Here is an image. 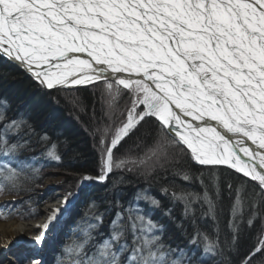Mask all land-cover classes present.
Listing matches in <instances>:
<instances>
[{"label": "snow or ice", "instance_id": "snow-or-ice-1", "mask_svg": "<svg viewBox=\"0 0 264 264\" xmlns=\"http://www.w3.org/2000/svg\"><path fill=\"white\" fill-rule=\"evenodd\" d=\"M71 52H84L91 61L74 59L68 55ZM0 58L15 63L47 90L93 81L103 84L109 97L106 114L112 123L97 129L102 154L97 180L104 181L114 168L128 165L142 168L141 175L147 178L183 156L185 164L195 162L201 168L229 165L258 181L252 194L264 197V151H260L264 149V0H0ZM77 68L88 71L69 79ZM109 70L127 75L112 76ZM123 96L127 97L124 107H114ZM183 117L202 123L192 125ZM209 119L218 121L224 131L210 125ZM150 121L159 132H163L161 125H167L172 144L178 148L181 143L187 145L191 156L183 148L170 154L157 142L142 157L117 159L114 150ZM173 125L179 140L172 136ZM21 126V120H7L0 111V152L4 157L24 147L8 137ZM209 135L222 147L219 154L197 148ZM247 141L256 147L250 148ZM48 156L61 159L53 150ZM22 172V166L0 162V192L7 188L18 194ZM174 175L190 181L191 167L175 169ZM91 179L83 176V181ZM172 187L173 200L183 204L184 219L190 213L194 217L196 203L202 215L214 219L225 210L207 185L202 193L182 187L177 193L179 186L174 183ZM228 188L231 201V183ZM162 190L168 194V186ZM216 191L218 197V185ZM244 191L241 185L231 203L232 248L239 241L237 217ZM72 196L71 192L65 196L62 208L54 210L49 222L63 213ZM141 198L153 206L159 204L147 192H137L126 206L117 199L108 236L86 251L93 240L91 229L97 228V224H89L81 242L66 246L64 255H70L73 264H207L223 254L206 233L201 246L199 229L189 238L192 247L165 244L161 235L164 226H158L140 207ZM15 208V202L0 205L8 215ZM95 219L102 222L103 215ZM179 227H184L183 220ZM45 235L40 231L32 239L42 244ZM240 264H264V239L245 252Z\"/></svg>", "mask_w": 264, "mask_h": 264}, {"label": "rangeland", "instance_id": "rangeland-1", "mask_svg": "<svg viewBox=\"0 0 264 264\" xmlns=\"http://www.w3.org/2000/svg\"><path fill=\"white\" fill-rule=\"evenodd\" d=\"M80 54L84 55L85 53L83 52ZM68 55L73 57L74 59H77V57L82 58L76 54L73 55V53H70ZM75 56L77 57L75 58ZM5 62H9V61H7V59L0 58V81H4L3 84L0 83V111L5 112L7 120H11L13 117H15L17 120L22 121V125L25 124L23 122L30 123L27 120L28 118L31 119L33 124L37 123V126L39 127L38 129L34 131V133H32V138L33 137L37 138V136L39 137V135L41 134L40 136H42L45 139L44 136L48 135L49 132H51L50 129H52V126L62 127L64 130L65 129L67 130V128L69 127L71 131H76L77 135L79 136L80 135L79 133L80 132L82 133L85 130L84 128L85 124L84 123L82 124L80 120H78L77 117L75 116V113H77L79 109L76 107H78L79 105L75 103V101L73 102V99H74L73 97L75 94L77 95V91L80 88H86V87L97 88L98 89L97 92L100 93L98 95V100L101 106L103 107V112L100 114L99 113L93 114L96 122L92 123L93 126L85 125L89 133L84 136H86L87 140H90L91 143L89 144V146L91 148L92 147L94 148L92 149L95 154V158L102 159V154L100 150L101 149V145H100L101 136H100V133L97 132V129H103L106 125H109L112 123V121L109 119L108 115L106 114L107 109H108L107 100L109 99V97L107 96V93L105 92L103 88V84L100 81H93V82H89L88 84L82 83L79 85H69L67 88H63L60 90H47L46 88H43L38 83H36L32 79V77L28 73L23 71L20 67H16L13 64V62H10V63L11 65L15 66L17 70L15 72L14 70H8L5 67L6 66ZM8 71H10L12 75V76L8 75L9 76L8 78L12 77L10 81H8L7 76L3 75L5 73L8 74ZM86 71L87 69L85 70L83 68H77L75 71V74L81 75L82 72H86ZM25 82L27 86L23 87ZM117 88L122 90V92L127 91L126 89H123L122 85H117ZM69 89H72V90L70 91ZM17 91L19 92L16 93ZM40 92L42 94H39ZM36 100L39 101V103L41 102L40 105L39 103L36 102ZM125 100H127L126 96H123L122 98L118 97L117 103L116 105H114V107H118L119 109H122L124 107ZM49 101L52 102L53 105H55L56 109L46 108L47 106L50 107ZM40 106H43V107L40 109ZM118 113L119 111L117 110L116 115ZM57 114H60L61 116ZM31 115H34V117ZM63 115H66L67 118L63 117ZM57 117H60L61 120L60 122L55 123V121L57 120ZM68 118H71L74 122L71 119L68 120ZM152 119L155 121L154 117ZM183 119L186 120V118L184 117ZM73 127L76 129H79L80 131L76 129H72ZM161 127L163 128V132L157 131L155 134H153L148 144L146 143L147 145L143 146L139 150L138 155L137 154L132 155V151H131L130 156L133 158L142 157L150 148L154 147L157 144V142H160L161 144L164 145V147L168 148L170 154H171L170 151H173V152L176 151L175 153H179L180 148H183L185 151L189 153V157H190L191 149H188L187 145H184L182 143L180 145V148L173 145L172 137L167 135L168 128L165 125H161ZM22 129L24 128H19L18 130H22ZM16 131L17 130L14 129L12 132H9L8 137H10L16 143L21 142L24 145V147L21 148L19 151L13 153L9 157H4L3 153L0 152V162L7 161L14 166H22L23 169L25 170L32 169V172L34 176L36 177V180L39 181L40 183L38 186H36L32 194H30L31 196H27L23 194L24 188H19L18 194L15 191L11 193L8 192L9 190L7 188H5L4 191L0 192V205L5 204V202H15L16 203L15 211L12 212L11 215L7 214L8 210L6 209L0 210V222L7 223L9 221L15 220L19 224L28 223L34 226L30 230L26 231L25 234L17 233L16 239L8 238V240L5 241L0 251V264H7L6 260H9V259H12L14 261L15 260L14 257H16L17 259V257L20 254L22 256H20V260L17 259L18 264H26V263L27 264L28 263L45 264L43 261L41 262V259H39V256L37 255L29 256L26 253L28 249H30V247L33 249L41 250L44 246H46V244L47 246L45 247V249H48V250H45V253H47L48 255V259H47L48 264H73L72 259L63 260L61 256L63 249L66 248V247L64 248V245L70 246L68 245L69 240H72L70 241V243L72 244L74 241L79 242L78 239L81 241L82 240L81 237L76 238L78 235L76 234L72 235L74 233V229L81 223L80 218L85 219L87 216H88L87 218H89V217H93L94 214H96L95 209L93 210L90 209L88 212H86V216L83 215L85 211L84 210L85 205L87 204V201L83 202V196L90 197L89 200H91L92 198H95L94 195L96 193V189H94V187L98 186L101 183H104L109 177V174H106V180L104 181H100L96 179V177L101 175V159L100 161L95 159L98 165V169L95 172L75 173L70 170H67L63 166V164H61L60 162L55 161L53 159L47 160L43 158L42 153L37 152L38 151L37 148L41 149L42 147H44L47 150V151L45 150V152L48 153V151L50 150L49 149L50 146L49 147L45 145L38 146L37 142L33 144L32 143L28 144L29 143L28 141H25L22 139L23 136L21 134L20 135L18 134V136L16 135ZM55 136H56V133L54 132L52 137H55ZM82 136H83V133H82ZM172 136L175 137L176 140H179V136H177L175 132H173ZM211 141H212L211 136H208L201 145L200 144L197 145V148L205 149L204 153H211L215 151L212 148ZM45 143H52V142H45ZM122 156H128V155L122 154L121 156H117V159H120ZM193 164L200 169V172H205L207 175L211 174L210 181L213 183L215 187L218 185L220 196L222 194V196L225 195L227 198H229L228 185L230 183L232 185V200L230 201V203L226 205V207L224 206L225 210L223 214H221L224 218H226L225 221L222 222V219H221L220 222L213 224V227H212L213 232H210V233L208 232L209 237L212 236L213 234L218 239V241L214 240V237L212 236L213 241H215L219 245V248H222V244H223L222 241L226 240L225 239L226 236L223 235L226 233L225 230L220 229L221 224L224 227L228 228V232H229L228 236L230 237L231 235V232L229 231L230 229L229 223L230 221L233 220V217L231 214V203H234L235 196L237 194L236 190L240 188L241 185H244L245 191L241 194L242 195V206H241V212L239 213L237 217L238 228H240L241 230L242 227H245L249 221H251V223H257L258 225H260V230H261L259 240L264 239V207L262 205L263 199H261L262 197L253 196L252 194L253 185L258 184V181H252L250 177H244L242 173L235 172V170L230 168L229 165L227 164L210 165V166H204L203 168H201V166L196 164L195 162H193ZM128 166L129 167L131 166L133 173L135 171V175L137 176L141 175V170H139L140 167L133 166V165H128ZM137 169L139 171H136ZM25 170L23 171L25 172ZM118 170H121V169H118ZM128 171H131V170H128ZM223 171L232 176L236 175L237 177L236 180L233 181L231 180L232 179L231 177L223 176V173H224ZM86 174L89 175L90 177H93V179L89 181H83V176ZM199 175L198 176L196 175V178L199 177ZM76 177L77 178L79 177L80 180L77 183L76 185L77 188H75V190L72 191L70 189H67V187H62L66 183L65 181L72 180L73 178H76ZM166 177H169V176H166ZM140 178L142 179V181H147V179H145L144 176ZM169 178L171 182L174 181L173 184L176 183L177 181H180V180H177L176 178H172V177H169ZM243 180L249 181V185H248V182H243ZM182 181L184 182L183 179L180 182ZM164 186L166 185L161 184L157 188H154L151 185H149V187L153 189H151L152 193L151 192H147V193L152 197H155L153 195L155 193V195L158 196V198L156 197L155 198L159 201V204L156 206H153L150 203V201H145L143 198H141L140 207L145 211L147 215L151 216V219L153 221L157 222L158 226L159 225L164 226V230L161 233V235L163 237V242L165 244H171L173 248L177 246L181 248H184L185 246L192 247L193 245L187 243L188 239L186 235L182 232L179 233L178 231V229L180 228L179 222L176 224V220L183 218L182 216H180V215H183V211L181 210L179 212V217H174L175 213L177 212L176 210L177 205L175 203H172L171 206L170 205L167 206L168 201H169L168 195H169L170 189H168V194L165 195L162 190ZM141 189H142L141 186L135 185L130 189V191H128L127 195H135L137 192L144 193L141 191ZM69 192H71L73 196L69 199L68 206L63 211V213L60 214L57 219H54L51 222H49L48 223L49 227H47L46 229L44 228V225H40V224L37 225L43 220L42 216L45 215L43 210H45L47 206H51V207L53 206L54 210L62 208L64 198ZM77 193L78 195H76ZM133 199L131 198V201H133ZM54 210L50 211L48 214H51V215L54 214ZM104 210L105 211H103V214L105 212L110 211L109 208H104ZM169 212H171V216H169L168 214ZM126 215L127 214L125 213V216ZM103 216L104 217H103L102 222L100 221L97 222L95 217L92 218V222H96L95 224H97V228L91 229L92 231L94 230L96 232L93 236V240L87 246L86 251L90 249L91 246L95 244L98 240L108 236L109 234V231H110L109 224L112 218L105 219L106 214H104ZM169 224L173 225V228H178L177 229L178 232L177 231L175 232V229L172 230V228L170 227L171 225ZM40 231L46 232V235L44 236V239H43V243L42 244L34 243V246L33 245L31 246L30 244L33 241L32 239L33 235L38 234ZM82 231L83 230H80V232ZM93 232L91 233L93 234ZM220 241L221 243L219 244ZM230 243H231V240H230ZM258 243L256 245H258ZM219 248H218V251H219ZM50 249H52V251H49ZM212 260L213 259L208 260L207 264H212L211 263ZM17 263L15 262L13 264H17ZM213 264H215V262Z\"/></svg>", "mask_w": 264, "mask_h": 264}, {"label": "trees", "instance_id": "trees-1", "mask_svg": "<svg viewBox=\"0 0 264 264\" xmlns=\"http://www.w3.org/2000/svg\"><path fill=\"white\" fill-rule=\"evenodd\" d=\"M5 64H6L5 67H9L10 70H14V72L17 70V68L15 66L11 65L9 62H5ZM97 90L98 89L94 88V87H92V88L91 87L80 88L77 91V95L75 94L73 97L74 99H76V100L73 99V102L75 101V103H77L79 105L78 107H76L79 109H78L77 113H75V116L77 117L78 120H80V122L82 124L84 123L86 126H88V125L91 126L92 123L96 122L93 114H97V113L100 114L103 112V107L101 106V104L98 100V95L100 93L97 92ZM31 116L34 117V115H31ZM116 116L118 117L119 113ZM27 120L30 123L23 122L25 124H23L20 128H24V129L17 130L16 135L18 136V134L19 135L21 134L23 136L22 139L25 141H28L29 142L28 144H31V143L33 144V143L37 142L38 146H42V145H45L47 147L50 146L49 149L55 151L57 153V155L60 156L61 159L58 162L63 164V166L67 170H70L72 172L90 173V172H95L98 169V165L95 161V159H96L95 154L93 152L94 148L92 147L93 148L92 149L89 146V144L91 142H90V140H87L86 136H84V135H87L89 133V131L87 130L85 125H84L85 130L82 132L83 136H82L81 132L79 133L80 135L78 136L77 132L71 131L69 129V127L67 128V130L66 129L64 130L62 127L55 126L54 129L53 128L50 129L52 134H51V132H49V134L47 133L48 135L44 136L45 139L42 136H40L41 134L39 135V137L37 136V138L36 137L32 138V133H34V131L36 129H38L39 126H37V123L33 124L30 118H28ZM152 121H154V120L152 119ZM76 130L80 131L79 129H76ZM54 132L56 133V136L52 137ZM156 132H157V130L154 129V123L153 122L150 121L147 124H143L138 132L134 133L130 138H126L122 142V144H121V146H119L118 150H114L115 154H116V158H117V156H121L122 154L123 155L127 154L128 156H130L131 151H132V155H135V154L138 155L139 150L143 146L148 144L149 140L151 139L153 134H155ZM52 138H54V139H52ZM81 139H82V141H81ZM83 139H85V140H83ZM45 142H52V143H45ZM30 146H32V145H30ZM90 148H91V150H90ZM37 150L36 151L38 153L43 154V158H45L47 160L51 159L48 156V153L45 152L46 148H44V147H42L41 149L37 148ZM170 152L172 153L173 151H170ZM100 159L97 158L96 160L100 161ZM182 167H191L192 179L190 181L180 182L182 180V178L174 175L175 169L182 168ZM130 168H131V166L130 167L126 166L124 168H121V170L114 168L104 183H101L98 186L94 187V189H96V193L94 195L95 198H92L91 200H89L90 197L83 196V202L87 201V204L85 205V208H84V210H85L84 214H83L84 216H86V212H88L90 209L91 210L95 209L96 214H94L93 217H96L97 215H101V214L102 215L106 214L105 219L112 218L115 211H117V206H116L117 199L119 201L123 202L124 205L126 206L127 203L129 201H131V198L132 199L134 198L135 195H127L128 191H130V189L133 186L139 185L142 188L141 189L142 192H151L152 193L151 189H153V188L149 187V185H151L154 188H157L159 185L165 184L166 186H168V189H170L169 195H168L169 201H168L167 206L168 205L171 206L172 203H175L177 205V209H176L177 212L175 213L174 217H179V212L183 209V204H182V202H175L173 200V198H172L173 187L172 186H173L174 181L171 182V180H169L170 179L169 177L176 178L177 180H180V181H177L175 183L176 185L179 186V187L175 188V191L177 193H179V191L181 190V187L186 191H191L194 193H202L204 191V186L207 185L208 190L211 192L214 200H218L225 207L228 203H230V198H227L225 195L222 196V194H221V196L219 195L217 197L216 187L210 181V177H211L210 175L211 174L207 175L205 172H200V169L198 167H196L193 163H191L190 165L185 164V158L183 156H180L178 159H176L174 162L166 165L164 168H157L150 177L146 178L144 176V178L147 179V181H142V179L140 177H143V175L137 176V175H135V171H134V173L132 172L133 170L128 171ZM23 170H25V169H23ZM139 170H141V172H142L143 169L139 168ZM139 170L137 169L136 171H139ZM199 173H200V175H199ZM196 175L197 176L199 175V177L196 178ZM166 176H169V177H166ZM223 176L231 177L232 178L231 180H233V181L236 180V178H237L236 175L232 176V175L225 173V172L223 173ZM221 177H222V175H221ZM21 178H23V179H21L22 184H21L20 188H24L23 194L27 195V196H31L30 194H32V192L34 191L36 186L39 185L40 182L36 180V177L34 176L32 169L25 170V172L23 171ZM79 180H80L79 177L73 178L72 180H67V181H65L66 183L62 187H67V189H70L73 191V190H75V188H77L76 185L79 182ZM167 180H169V181H167ZM243 182H248V185H249V181L243 180ZM182 183H183V185H182ZM167 184H169V185H167ZM153 195L156 198H158V196L155 195V193ZM261 199H263L262 205L264 207V197H262ZM92 205H93V207H92ZM194 207H195L194 217L190 213L188 219H184L183 215H180L183 218L176 220V224L178 222H180L181 220H183V224H184L183 228H181V229L180 228L179 229L173 228V225H171V224H169V225H171L170 227L172 228V230L175 229V232L178 229L179 233L180 232L184 233L188 239V242H187L188 244H190L189 238L193 237L196 234L197 229H199L200 230V238H201L200 244L202 246L203 237H204L205 233L208 235V232L209 233L213 232L212 231L213 224L220 222L221 219L223 222V221H225L226 218H224L219 213L215 219L210 215L209 216L202 215V213L200 211V204L199 203L194 204ZM104 208H109L110 211L105 212L103 214V211H105ZM164 208H165V206H164ZM93 217H89L87 219L86 218L85 219L80 218L81 223L74 229V233L72 235L76 234V235H78L76 238H79V237L82 238V232L83 231L80 232V230L86 229L90 223L91 224L96 223V222H92ZM88 221H89V223H88ZM246 222H248V221H246ZM174 226H175V224H174ZM246 226L242 227L241 230L239 228V241H238L236 247L232 248V247H230L231 243H230V239H229L230 237L228 236V233H229L228 228L224 227L221 224L220 229L225 230V232H226L225 234H223L224 236H226V238H225L226 240L222 241V243H223L222 248H219V251L222 249L223 254L222 255H216L215 258L211 262L212 264L214 262H215V264H240V260L244 256L245 252H247L250 247H252L253 245H256L258 243L260 231H261L260 225H258L257 223H251V225H250V222H248L246 224ZM185 229L187 230L186 233L184 231ZM93 231L91 230V232H93ZM229 231L231 232L230 229H229ZM95 232L96 231H94L93 234L91 233L92 236H94ZM212 236L214 237V240L218 241V239L213 234H212ZM212 236H210V238H212V240H213ZM70 241H72V240H69L68 245H72V243H70ZM78 241L81 242L79 239H78ZM220 243H221V241L219 242V244ZM65 247L66 246L64 245V248ZM64 250L65 249H63L62 255H61L63 260L72 259V257L70 255H64Z\"/></svg>", "mask_w": 264, "mask_h": 264}, {"label": "bare ground", "instance_id": "bare-ground-1", "mask_svg": "<svg viewBox=\"0 0 264 264\" xmlns=\"http://www.w3.org/2000/svg\"><path fill=\"white\" fill-rule=\"evenodd\" d=\"M173 47H175V45H173ZM71 53H73V55H78V56H80V57H82V58H79V57H77V56H75V58L77 57V59H88L89 61H91V57H88L87 56V54L85 53L84 55H81L80 53H83V52H71ZM68 54H70V53H68ZM7 61H9V60H7ZM11 61H9V63H10ZM92 63L94 64V61H92ZM11 64V63H10ZM16 67H18L15 63H13ZM61 67H63V66H61ZM8 70H10V68L9 67H6ZM86 70V69H85ZM54 71H59L58 69H54ZM87 71H88V69H87ZM109 74H111L112 76H115V75H127V73H120V74H117V73H112L111 72V70H109ZM3 75H5V76H7V78L9 77L8 75H11V73H10V71H8V74H3ZM12 76V75H11ZM75 76H79V75H76V74H74V75H70L69 76V79H74L75 78ZM73 77V78H72ZM12 79V77H10V78H8V81H10ZM3 82L4 81H0V83L1 84H3ZM148 83H151L150 81H147ZM28 84H29V82H28ZM24 86H27V84H26V82H25V84L23 85V87ZM155 86L153 85V88H154ZM156 91H158L159 92V90L157 89ZM19 91H17L16 93H18ZM33 94V93H32ZM34 94H36V93H34ZM37 94H38V92H37ZM39 94H42L41 92L39 93ZM25 96H26V94H25ZM36 102L37 103H39V101H37L36 100ZM41 103V102H40ZM40 103H39V105H40ZM47 103V102H46ZM49 105H50V107H46V108H53V109H56L55 108V105H53L52 104V102H50L49 101ZM43 106H40V109L42 108ZM172 107L175 109V111L177 112V113H179V109H176L175 108V105H172ZM56 114V113H55ZM57 115H60V114H57ZM61 116V115H60ZM63 117H65V118H67V116L66 115H63ZM184 118H186V120L190 123V124H192V125H195V124H197V123H202V121H197V120H193L191 117H184ZM71 118H68V120H70ZM205 119H208L207 117H205ZM60 120H61V118L60 117H57V120L55 121V123L56 122H60ZM72 120V119H71ZM73 121V120H72ZM62 122V121H61ZM74 122V121H73ZM208 122H209V124L210 125H214V126H216L218 129H220V131H224L223 130V128H222V126L219 124V122L218 121H215V120H208ZM167 128H168V126L167 125H165ZM55 127V126H54ZM54 127L52 126V128L54 129ZM73 129H76V128H74L73 127ZM173 129H174V131L173 132H175L176 133V126L175 125H173ZM183 131L186 133L187 132V129L185 128V129H183ZM229 135H231V134H229ZM210 136V135H209ZM212 138V137H211ZM212 143H211V145H212V148L215 150V152L216 153H218L219 154V152H221V151H223V149H222V147L221 148H218L216 145H217V143L218 142H216V141H211ZM247 144H248V146L250 147V148H255L256 147V145H254V144H252V142L251 141H247ZM199 145V144H198ZM201 145V144H200ZM208 147V146H207ZM205 149H203V151H204ZM260 151H264V149H261ZM242 155V154H241ZM244 159H247V157H244ZM261 171H264V170H261ZM46 210H47V212H46ZM54 210V207L52 206H47L46 208H45V210H43L44 211V214L45 215H43L42 217V222H40V223H38L37 225H44L45 226V224H48L49 223V220H48V217L51 215V214H48L50 211H53ZM79 211V210H78ZM41 220V219H40ZM39 220V221H40ZM36 225V226H37ZM34 226L31 224H28V223H26V224H19V223H17L15 220H12V221H9V222H7V223H4V222H0V251H1V249H2V246H3V244L5 243V241H7L8 240V238H11V239H13V238H15L16 239V236H17V233L18 234H25L26 233V231H28V230H30L31 228H33ZM67 228V227H66ZM26 237V236H25ZM20 239V238H19ZM31 242V241H30ZM47 243V242H46ZM38 244H41V243H38ZM31 246L33 245L34 246V241H32L31 242V244H30ZM46 246H47V244H46ZM46 246H44L41 250L40 249H33V248H31L30 247V249H28V251H27V253L26 254H28L29 256H34V255H37V256H39V259H41V262L43 261L45 264L47 263V259H48V255H47V253H45V250H48V249H45V247ZM37 250V251H36ZM40 250V251H39ZM43 250V251H42ZM49 251H52V249H50ZM20 256H22L21 254L17 257V259L18 260H20ZM50 257H52V256H50ZM14 261L12 260V259H9V260H6V263L7 264H13V263H17L18 261H17V259H16V257H14ZM18 264V263H17ZM27 264V263H26ZM28 264H30V263H28ZM48 264V263H47Z\"/></svg>", "mask_w": 264, "mask_h": 264}]
</instances>
